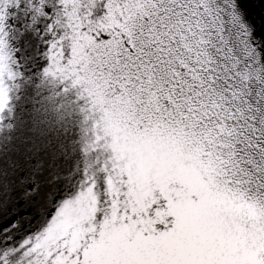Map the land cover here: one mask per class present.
<instances>
[{"label":"snow or ice","instance_id":"snow-or-ice-1","mask_svg":"<svg viewBox=\"0 0 264 264\" xmlns=\"http://www.w3.org/2000/svg\"><path fill=\"white\" fill-rule=\"evenodd\" d=\"M251 33L235 0H0V264H264Z\"/></svg>","mask_w":264,"mask_h":264},{"label":"bare ground","instance_id":"bare-ground-1","mask_svg":"<svg viewBox=\"0 0 264 264\" xmlns=\"http://www.w3.org/2000/svg\"><path fill=\"white\" fill-rule=\"evenodd\" d=\"M257 6L252 4L251 0H235V5L237 11L240 12L243 22L247 23L252 29V37L259 39L261 43L262 56H264V12L255 7H262L264 9V0H254ZM14 14L12 19V24L17 25L24 17L20 16L15 9L9 10ZM44 21L40 20L38 28L40 31L36 30H24L20 31L17 28L11 35V41L13 46L19 51L21 56H35L37 52L42 51L44 48V40L42 36ZM255 43V41H252ZM158 148H163V145L157 146ZM195 179V178H193ZM231 207V205H229ZM243 205H236L235 211L240 213L243 211Z\"/></svg>","mask_w":264,"mask_h":264},{"label":"water","instance_id":"water-1","mask_svg":"<svg viewBox=\"0 0 264 264\" xmlns=\"http://www.w3.org/2000/svg\"><path fill=\"white\" fill-rule=\"evenodd\" d=\"M251 1H252V4H253L254 6H257V4L255 3L254 0H251ZM255 8H258V9H260V10H263V12H264V9H263L262 7H255Z\"/></svg>","mask_w":264,"mask_h":264}]
</instances>
